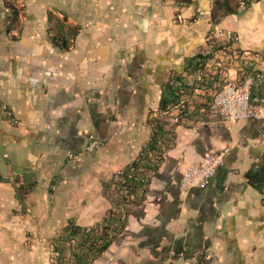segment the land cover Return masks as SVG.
<instances>
[{
  "label": "crops",
  "instance_id": "1",
  "mask_svg": "<svg viewBox=\"0 0 264 264\" xmlns=\"http://www.w3.org/2000/svg\"><path fill=\"white\" fill-rule=\"evenodd\" d=\"M22 1L10 37L0 0V264H43L36 240L72 227L107 228L89 264H264V189L247 177L264 121L209 110L223 74L264 76V0L216 18L212 0ZM263 93L264 81L253 100ZM222 151L207 188L180 191Z\"/></svg>",
  "mask_w": 264,
  "mask_h": 264
},
{
  "label": "built area",
  "instance_id": "2",
  "mask_svg": "<svg viewBox=\"0 0 264 264\" xmlns=\"http://www.w3.org/2000/svg\"><path fill=\"white\" fill-rule=\"evenodd\" d=\"M221 35L223 36V34ZM227 38L231 40V37ZM255 57L259 60H264V56L259 53H256ZM218 65H221L220 67L222 68V64L219 63ZM223 78L225 83L224 87L212 97L209 104L210 112L220 116L226 123L235 124L248 120L264 121V93L257 101H254L252 96L253 89L263 84V74L256 71L251 72L243 80L239 79V81L230 80L229 74H223ZM195 91L198 92L199 90L196 89ZM183 104V100L177 104H172L167 108V113L170 114L180 109ZM3 109L7 114L9 124L12 126L19 124L7 106H3ZM179 120V116L174 118L175 123H178ZM100 145L101 142L95 139L86 147V151L92 153ZM226 153V151H222L208 155L201 163L189 167L180 180V191L188 193L192 190L207 188L218 170L224 165ZM90 232V229L83 230L85 234H89ZM73 243L76 244V241L73 240Z\"/></svg>",
  "mask_w": 264,
  "mask_h": 264
},
{
  "label": "rangeland",
  "instance_id": "3",
  "mask_svg": "<svg viewBox=\"0 0 264 264\" xmlns=\"http://www.w3.org/2000/svg\"><path fill=\"white\" fill-rule=\"evenodd\" d=\"M254 1H257V0H212L211 5L213 7V10H212L213 14L215 15V18H216L217 16L222 17L233 11L235 12V10L239 9L241 6L243 5L248 6ZM2 5L10 9L11 12L13 11L14 13L13 18L9 20L11 22V25L8 31V35H11L10 37H17L18 32L16 31L15 33L14 29H17V27L15 26L17 23H21V21H19L20 20L19 14L21 11L24 10L25 2L22 0H3ZM262 164H264V160ZM73 238L74 237H71L70 239L67 237H62L60 239H54L52 241L36 240L37 245L42 246L40 249L42 250L40 254H42L41 257L43 260V264H62L61 263L62 261L64 264H72V262L75 259L74 255L78 254L79 252L81 254V251L79 249L80 237L75 238V239ZM73 240L76 241V244L73 243ZM61 251L66 252V256L63 257L64 260H61L62 256L60 255L57 256V254L59 252L61 253ZM90 257L91 256H89L88 258ZM65 260H67L68 263H66Z\"/></svg>",
  "mask_w": 264,
  "mask_h": 264
},
{
  "label": "trees",
  "instance_id": "4",
  "mask_svg": "<svg viewBox=\"0 0 264 264\" xmlns=\"http://www.w3.org/2000/svg\"><path fill=\"white\" fill-rule=\"evenodd\" d=\"M260 1V0H257ZM168 102L162 100V109H165L167 107ZM247 177L250 180V183L253 185V187H255L256 189H258L259 191H263L264 189V164L257 170H251L250 172L247 173ZM106 227L104 229V234L101 238H95L91 235V233L89 234H85L82 233V231L80 232V229L78 228H71L68 231V236L70 234H72L73 237H80V246L79 249L83 250L84 252H87V257L82 260L80 258H78V260L76 261L78 264H89L91 262V260H93V258H95L97 255L102 254L103 252H105L111 245L112 240L108 239L107 236V232H106ZM109 229V228H108ZM79 231V232H78ZM70 239V238H69ZM91 256L92 259H88V257Z\"/></svg>",
  "mask_w": 264,
  "mask_h": 264
}]
</instances>
